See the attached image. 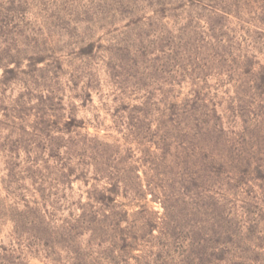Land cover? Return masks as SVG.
<instances>
[{
    "label": "rangeland",
    "instance_id": "obj_1",
    "mask_svg": "<svg viewBox=\"0 0 264 264\" xmlns=\"http://www.w3.org/2000/svg\"><path fill=\"white\" fill-rule=\"evenodd\" d=\"M0 264H264V0H0Z\"/></svg>",
    "mask_w": 264,
    "mask_h": 264
}]
</instances>
